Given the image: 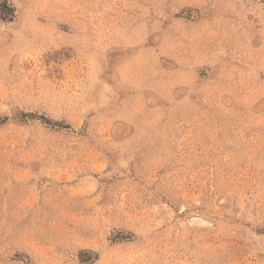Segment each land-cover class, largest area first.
I'll return each mask as SVG.
<instances>
[{
	"label": "rangeland",
	"instance_id": "1",
	"mask_svg": "<svg viewBox=\"0 0 264 264\" xmlns=\"http://www.w3.org/2000/svg\"><path fill=\"white\" fill-rule=\"evenodd\" d=\"M0 264H264V0H6Z\"/></svg>",
	"mask_w": 264,
	"mask_h": 264
},
{
	"label": "trees",
	"instance_id": "2",
	"mask_svg": "<svg viewBox=\"0 0 264 264\" xmlns=\"http://www.w3.org/2000/svg\"><path fill=\"white\" fill-rule=\"evenodd\" d=\"M15 14L14 8L6 0H0V19L6 20L9 17L13 18Z\"/></svg>",
	"mask_w": 264,
	"mask_h": 264
}]
</instances>
